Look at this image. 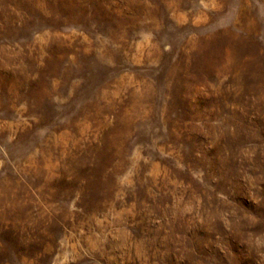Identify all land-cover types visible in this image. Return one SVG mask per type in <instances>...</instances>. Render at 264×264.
<instances>
[{"label":"rangeland","instance_id":"374dc122","mask_svg":"<svg viewBox=\"0 0 264 264\" xmlns=\"http://www.w3.org/2000/svg\"><path fill=\"white\" fill-rule=\"evenodd\" d=\"M0 264H264V0H0Z\"/></svg>","mask_w":264,"mask_h":264}]
</instances>
